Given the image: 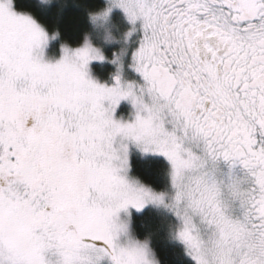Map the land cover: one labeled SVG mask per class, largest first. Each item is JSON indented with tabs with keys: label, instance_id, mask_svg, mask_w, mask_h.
<instances>
[{
	"label": "snow or ice",
	"instance_id": "obj_1",
	"mask_svg": "<svg viewBox=\"0 0 264 264\" xmlns=\"http://www.w3.org/2000/svg\"><path fill=\"white\" fill-rule=\"evenodd\" d=\"M113 7L136 75L108 86L87 40L46 61V31L0 0V264H160L129 227L148 204L194 264H264V0ZM129 143L167 159L163 190L130 174Z\"/></svg>",
	"mask_w": 264,
	"mask_h": 264
},
{
	"label": "trees",
	"instance_id": "obj_2",
	"mask_svg": "<svg viewBox=\"0 0 264 264\" xmlns=\"http://www.w3.org/2000/svg\"><path fill=\"white\" fill-rule=\"evenodd\" d=\"M106 6L105 0H54L50 7L42 6L39 0H13V10L32 16L50 35L58 31L57 40L51 44L53 52L61 44L69 47L82 45L85 34L95 32L89 23V11ZM130 166L132 175L145 185L157 191L165 188L169 165L163 158H143L137 153L132 155ZM168 219L166 210L149 206L142 213L133 214L132 229L141 239L152 234V246L160 264H194L179 242L168 239Z\"/></svg>",
	"mask_w": 264,
	"mask_h": 264
},
{
	"label": "flooded vegetation",
	"instance_id": "obj_3",
	"mask_svg": "<svg viewBox=\"0 0 264 264\" xmlns=\"http://www.w3.org/2000/svg\"><path fill=\"white\" fill-rule=\"evenodd\" d=\"M122 12L120 11H111L109 14V19L112 20V27H109V30L111 33L119 38L118 43H108L109 47L106 50H102V54L104 56L103 60H96L95 64L92 67V76H94L96 79H99L101 81V84H106L108 86H111L114 83L113 76L117 72L118 65L117 63H113L114 61V54L118 53L121 49L125 50V55L121 58V63L119 66L122 65V71L125 79H133L135 77L134 71L129 67L130 64V55H131V46L130 41H128L129 37L126 35L130 28L128 27V22L123 21L125 18L121 16ZM100 36V33L96 32V34H92V38H96ZM102 37V36H100ZM136 39L134 40L133 48L136 46ZM133 50V49H132ZM126 106H131L133 112H135V109L133 108V105L130 100H121L119 105L116 107L115 112L117 110L123 109ZM132 119V118H131ZM129 119V120H131ZM128 120V121H129Z\"/></svg>",
	"mask_w": 264,
	"mask_h": 264
},
{
	"label": "rangeland",
	"instance_id": "obj_4",
	"mask_svg": "<svg viewBox=\"0 0 264 264\" xmlns=\"http://www.w3.org/2000/svg\"><path fill=\"white\" fill-rule=\"evenodd\" d=\"M107 6H108V0H105ZM106 6V7H107ZM120 11L122 12L121 16L122 18L124 17L125 20L122 19V22L123 21H126L128 22L127 18H126V15L124 13V11L118 7H113L111 11ZM15 11V10H13ZM16 13L18 14H27V13H20V12H17L15 11ZM111 13V12H110ZM29 15V14H27ZM30 16V15H29ZM32 19H34L32 16H31ZM35 20V19H34ZM36 21V20H35ZM37 22V21H36ZM113 22V19L112 20H108L106 23H102L100 28H98L97 30H94L95 32L93 34H96V32L100 33V36H103L104 32H107V30H109V27L111 26L112 27V23ZM38 23V22H37ZM39 24V23H38ZM40 25V24H39ZM128 27L131 29V24L128 22ZM41 26V25H40ZM42 27V26H41ZM43 28V27H42ZM44 29V28H43ZM45 30V29H44ZM46 31V30H45ZM47 33V31H46ZM48 41L45 45H43V58L46 60V61H49V62H55L57 60H59L62 56V47L65 46L64 44H61L57 51L53 52L51 51V44L53 42H55L57 40V38H52V35L48 34ZM92 35V34H91ZM98 36L96 38H92L91 37V42L93 44V46H96V47H100L102 50H106L108 49L109 45L108 44H105L103 43L101 37ZM129 37V36H128ZM137 37L136 34H133L132 36L129 37L128 41H130V46H131V50L133 49V44H134V40L135 38ZM81 46V45H80ZM79 47V46H78ZM71 48H76V47H71ZM95 61L96 60H92L89 62V64L87 65V72H88V75L94 79L96 82L98 83H101V81H99V79H96L94 76H92V67L93 65L95 64ZM133 119L134 118V112L131 108V106H126L124 107L123 109H120V110H117L115 113H114V119H121V120H126L128 121L129 119ZM130 121V120H129ZM139 154L141 157H160V158H163L164 160H166V162L168 163L169 165V162L167 161V159L162 155V154H154V153H144L142 152L140 149H138L134 144L132 143H129V164L131 165V157L132 155L134 154ZM130 174L132 175V172H131V166H130ZM149 206H153V207H156V208H159V209H164L163 207H157V206H154L153 204H148L145 206L144 209H142L141 211H137L136 209L134 208H129L128 211L131 213V222H132V216L133 214H140L142 213L147 207ZM165 210V209H164ZM121 216L123 217L124 216V213L122 212L121 213ZM131 229H132V223H131ZM133 230V229H132ZM190 258V257H189ZM191 259V258H190Z\"/></svg>",
	"mask_w": 264,
	"mask_h": 264
},
{
	"label": "clouds",
	"instance_id": "obj_5",
	"mask_svg": "<svg viewBox=\"0 0 264 264\" xmlns=\"http://www.w3.org/2000/svg\"><path fill=\"white\" fill-rule=\"evenodd\" d=\"M40 4L44 7H50L52 5V3L54 2V0H39ZM104 10V8L102 9H98L96 11H89L88 13V18H89V23L92 24L93 26V30H97L98 28H100L102 23H106L109 20V15L107 17V19H104L100 16V13ZM110 14V13H109ZM93 17H97L95 20L93 19ZM59 36L58 31H54L52 33V38H57ZM103 43L108 44V43H118L119 42V38L115 37L111 31H107L104 32L103 36L101 37ZM85 40H87L92 46V42H91V34L90 33H86L85 34ZM84 40V41H85ZM94 48H97L101 53H102V49L100 47H96L93 46ZM125 50L121 49L118 53L114 54V60L116 61L117 65L119 66L121 63V58L125 55ZM131 220L129 221V227L131 229Z\"/></svg>",
	"mask_w": 264,
	"mask_h": 264
}]
</instances>
